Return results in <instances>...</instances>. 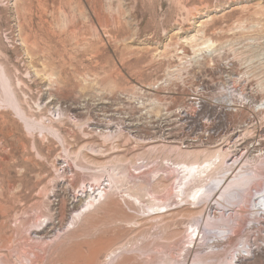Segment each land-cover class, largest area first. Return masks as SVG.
Instances as JSON below:
<instances>
[{
	"label": "rangeland",
	"instance_id": "1",
	"mask_svg": "<svg viewBox=\"0 0 264 264\" xmlns=\"http://www.w3.org/2000/svg\"><path fill=\"white\" fill-rule=\"evenodd\" d=\"M0 66L10 83L0 84V97H5L0 104V264L5 258L7 264H28L29 249L51 239L27 238L26 229L9 233L16 218L27 217L30 226L42 223L30 230L48 231L47 220L36 217L32 207L37 204L45 214L60 199L73 203L68 179L78 173L86 185L96 184L107 179L97 168L106 163L128 166L131 178L151 177L155 169L166 178L151 182L141 202L129 206L128 215L139 227L124 231L98 263L109 259L104 255L111 249L113 257L122 246H139L156 264H199L209 255L214 259L206 264H228L236 255L235 264H264V209L257 211L264 190H256L260 165L250 168L258 180L246 185L241 202L222 193V180L212 184L208 198L188 204L184 198L192 203L190 191L183 193L176 176L181 163L192 160L186 154H199L198 161L210 157L214 117L241 123L249 107L260 103L257 115L264 120V0H0ZM14 97L32 129L20 121ZM232 104L237 111L224 113ZM183 112L190 117L180 121ZM31 141L39 151L31 150ZM19 194L25 195L24 203L16 199ZM211 198L214 207L207 217L205 203ZM163 202L169 205L158 208ZM164 211L160 219L152 216ZM166 225L169 239L156 245L159 228ZM116 226L107 224L95 234L111 240L123 231ZM227 228L221 237L220 230ZM144 234L152 242L146 247ZM6 235L17 239L11 247L16 253L7 252ZM17 244L24 245L23 251ZM210 248L217 253L211 255ZM82 249V257L67 256L69 264H84L89 253Z\"/></svg>",
	"mask_w": 264,
	"mask_h": 264
},
{
	"label": "bare ground",
	"instance_id": "2",
	"mask_svg": "<svg viewBox=\"0 0 264 264\" xmlns=\"http://www.w3.org/2000/svg\"><path fill=\"white\" fill-rule=\"evenodd\" d=\"M8 82H9V80H8V77H7L6 73H5V70H4V68L2 66H0V84H1V86L4 87L6 85H9L10 83L8 84ZM4 98H3V96L0 97V104L5 102ZM14 102H15L14 108L17 110V115H18L20 121H22V124L27 129H29V130L32 129L31 126H29L30 124L28 125L26 114L24 113L23 109L20 107V105H19L20 103L17 102V99L15 97H14ZM179 117H178L179 120L183 121V120H185L186 118H188L190 116L187 115V113L183 112L182 114L181 113L179 114ZM32 134H33V131H32ZM32 134L30 133V135H32ZM35 137H38V136L35 135ZM57 137L59 138V141L61 140L63 142V144H64L63 136H61L60 134L57 133ZM207 140L208 139L206 138L205 141H207ZM31 142H34V144L32 143V145H31ZM31 142H30V145H29L32 148L31 150H34L35 152H37V150L39 151V149H37L36 146H35V142L36 141H31ZM43 142H45V141H43ZM172 143H174V142H172ZM65 146L63 145L64 148H65ZM200 146H201V144H200ZM22 148H24V147H22ZM25 148H24V150H25ZM88 148H90V147H88ZM213 148L216 149V150L213 151L214 150ZM170 150H174V149H170ZM114 151H116V150H114ZM114 151L112 150V152H114ZM211 152L212 153H211L210 157H208L207 159L202 160V161H198V155L199 154H194V153L193 154H186V157H188V158L192 157L191 162L187 161V162L181 163L182 168L180 169V171H176V173H177L176 176L179 177L181 179V181H182L180 185H182V187L184 188V189H182L183 193H185L184 191H186L187 189H188L187 192L190 191L189 197L192 198V201H191L192 203H189V201L186 199V197L184 198L185 201L188 204H195L198 201V199H200L203 195L208 198L210 196V194L212 193V186H213L212 184L215 183V182L216 183L217 182H221L222 180H224V182L226 183L227 179H228L229 183L228 184L224 183L225 186L223 185L224 188L222 189L223 190L222 193L224 194V192H226L227 197H229V201L230 200L238 201V202L243 201L244 197L246 196L245 195L246 194V190H245L246 185L248 183L254 181V180H258V176L255 175V173H253L250 168H252V166H254V168H253V170H254L256 165H260L262 170L257 172V174L260 175V179L257 181V184H258V183H260V180L264 176V165H262L259 162H254V164L250 165L249 168L244 169L242 167V169H240L237 173L233 174L232 170L229 169L228 164L226 162V159H225V156H224L225 155L224 151L219 150V149H217V148H215L213 146ZM100 154H104V153H100ZM78 155L80 156V158L84 157L83 152H80ZM184 155H185V153H184ZM48 156H49V154H48ZM181 156H182V154H181ZM202 156H203V154H202ZM46 158H47V155H46ZM117 159H119V157ZM42 160H43V158H42ZM41 164H43V163H41ZM122 166L123 165H121V164L120 165H116V164L115 165H108L107 163L106 164H99L97 168L100 170L101 174H104V175L106 174L105 176L107 177V179L104 180V178H103V181H97L96 184L92 183V184L86 185L83 175L78 174V173H74V176H73L72 180L67 178L68 181L65 184L67 186H65V185L64 186L65 187H69L70 189H72L73 203L71 201H70L71 203L70 202L67 203V202H64L62 199H60L55 204H51L50 203L49 205L51 206V209H49L45 214H42L43 210L41 211V209L39 208V206L37 204L34 205L32 208L37 210V212L35 211L36 212V217H39V218L43 217V218H45L47 220V223H45V228H48V231L43 232V230H39V231H37L35 229L34 230H30V227L32 225L30 226L27 217H25V218L19 217V218H16V220H14V222H12V224L9 223V224H11L10 229H12V232L10 231L9 233H13V232L19 233L23 229H26V233H28L26 235L27 238H31L33 236H37V237L33 238L34 240L35 239H39L41 235H50L49 237H47L48 239L51 238L50 241L46 240V242H44V243H39V244H36V246H32L31 249H29V251L27 250L28 251V255L25 254L24 258H25V261L28 262V264H41V263L42 264L43 263L44 264H53V263H57V262L58 263L64 262L67 259V256H69L73 252H74V254H76L78 256L81 255L82 250L84 249V248L82 249L83 246H85L87 248V251L89 253V255L87 257V260L85 262L83 260L84 264H156V263H154L152 255L148 254L147 256H143L142 254H144V253L142 251H145V250L142 247H139L137 245L136 246L138 248L136 250L131 249V247L130 248H125L124 246H122L123 248L121 247V249L119 251V254H117V255L116 254H114V255L112 254L113 257H111L110 254L114 253L115 251H112V249H111L110 252L107 255H104L105 258L108 256L109 259L108 260L103 259V260H105L104 262H102L103 260L101 259L102 263H98L99 256L106 249H109V247H111L117 240L122 239V234L124 233V231L135 229V228L139 227L138 223L135 222V219L128 215L129 214L128 213L129 206L135 205L136 201L137 202H141V199L146 194V190H147V188H148V186L150 185L151 182H162L166 178V176L160 175V173H161L160 169L153 170V175L151 177H146L144 175L143 176L141 175L139 177L131 178L133 175L130 173L131 171H130L129 167L128 166L122 167ZM47 169H44V170H47ZM150 170H151L150 172H152V169H150ZM42 172L40 171V173L42 175H44L43 173L45 171L43 173ZM227 172H229L230 174L232 173V174L229 175L228 177H226V176H224V174H226ZM42 175H39V178ZM57 175H60V174H57ZM92 175L94 176V178H97L96 174H92ZM42 177H41V179H42ZM58 177H59V180H60V178L62 176L60 175ZM58 177H56V178H58ZM41 179H38V180H41ZM47 180H48V178H47ZM36 182H37L36 184L38 185V181H36ZM48 182H49V180H48ZM48 182H47V184H48ZM189 186H191V187L189 188ZM75 187L77 189L76 191H75ZM11 188H10V190H11ZM36 188H38V187H36ZM27 189H29V188H27ZM42 189H40V190L42 191ZM8 190H9V187H8ZM204 190H205V192H204ZM256 190L259 192V186L257 187ZM263 190H264V186L262 187L260 192L263 191ZM34 191H36V190H34ZM182 191L180 190V193ZM10 192H12V190ZM25 192H28V191H25ZM95 192H98L97 195L94 194ZM13 193H14V191H13ZM66 193H68V192H66ZM40 194L38 193L37 194L38 196H36V197H39ZM79 194H80V196H79ZM23 195L24 194H19L18 196H16L17 197L16 199L18 201L22 202L24 199H26V197H24L26 195V193H25L24 196ZM42 195H45V193L43 192ZM64 195L65 194H63V196ZM124 195H125V197H124ZM31 196H32V194H31ZM187 196H188V194H187ZM27 197H28V195H27ZM260 197H261V207H260V210H257V211L261 212V210L264 209V194H261ZM69 198H71V197H69ZM35 199H37V198H35ZM35 199H33V200H35ZM131 199H133V200H131ZM86 200H88V201L86 202ZM212 200L213 199L211 198V201L209 203H205V201H204L205 206L207 204V206L205 207L206 208L205 212L207 214V217H210V215H211L210 212H211V210L214 207V204H212L213 203ZM38 201H39V204H42V200H38ZM40 201H41V203H40ZM23 203H24V201H23ZM20 204H22V203H20ZM138 204H140V203H138ZM167 205H169V204H167ZM167 205H166V202L165 203L163 202L160 206H158V208H164V207H167ZM70 206H72V207L70 208ZM30 207H31V205H30ZM83 208H84V210L81 211V209H83ZM151 208H152V206H151ZM29 209H31V208H29ZM65 212H67L68 214H67V217H66V219L64 220V222L62 224L63 217H65L64 216ZM166 212L167 211L157 212V213L152 214V216H154V217L156 216L155 219H157V218L160 219L161 216L164 215ZM74 213H75V215H74ZM15 214H16V211H15L14 215ZM213 214H212V217H213L212 219H215ZM14 215H13V217L15 219V216L17 214L15 216ZM56 220H58L59 223H55ZM228 222H229V224L232 225L233 219H231V220L229 219ZM2 224H3V222H2ZM107 224H111L113 226L114 225H118V227L116 226V228L117 229H123V231L122 230L119 231L118 235L116 237L112 238L111 240H106L104 242L102 236L96 235L95 232L103 231V226L105 227ZM35 225H37V224H34L33 226L35 227ZM39 225L41 226L42 223H40ZM39 225H37L36 227H38ZM61 226H62V228H65L67 226L69 228H66L63 233H60L59 228ZM169 228H167V225H166V227L159 228L161 230V233H160V236L158 238L159 241L157 243H155L156 245H161V244L162 245H166V244L163 243L162 240L169 239V237H168L169 236L168 234L170 232ZM230 230H231L230 228H227L225 230H220L221 237L222 236L224 237V235L226 233H228ZM8 231H9V229H8ZM197 232H198V235H199V233H200L199 230H197ZM20 234H23V231ZM20 234H19V236H20ZM17 235L18 234L15 235L16 238H17ZM143 237H145V238H143ZM143 237H142L143 238L142 240H144V242H145L144 246L145 247L149 246L152 242H148L147 236L145 234H144ZM16 238H14L12 235L9 236V237L7 236L5 238L4 241L6 243L7 242L8 243L11 242L9 248H7L8 247L7 245H5V246H7L6 247L7 248V252H11V249L13 251V248H11L12 247V241L13 240L16 241L17 240ZM211 238L213 239V238H216V237L214 236V234H212ZM197 239H198V237L196 238V240ZM200 241H201V239H200ZM16 243H17V241H16ZM15 244L13 243V246H15ZM22 244L23 243H21V245ZM30 244H32V242ZM116 244L117 243H115V245ZM195 244L196 243H194L193 247L196 246ZM17 245H19V248L22 247L21 250L23 251V246L24 245L23 246H21L20 244H17ZM127 247H129V245ZM14 249H15V247H14ZM194 249H192V251ZM210 249H211V251H210L211 255L213 253L214 254L217 253V251H213V248H210ZM17 250L18 249L16 247L15 251H17ZM15 251H13V252H15ZM22 251H20L21 254H22ZM132 251L133 252L134 251H139V254H136V255L134 254L135 256H130ZM150 251L151 250H149L148 252H150ZM188 252H191V251H188ZM8 254L7 255L5 254L6 257L8 256ZM23 254H22V256H23ZM11 255H13V253L10 254V256ZM18 255H20V253H18ZM20 256H17V257H20ZM82 256H84V255H81V257ZM209 256L206 258L207 261L214 259L213 257L210 258ZM69 257L72 258V256H69ZM239 257L240 256H238V255L231 256L230 262L228 264H235L239 260ZM2 258H1V260H2ZM163 258L164 259L162 261L166 260V256H164ZM10 259H12V257ZM235 259H236V262H235ZM15 260H16V257H15ZM81 260H82V258H81ZM206 260H201L200 259L198 261V263L199 264H206ZM5 261H6L5 264H7L8 260L6 258H5ZM68 261L66 260L65 262H67V264H69L71 260L69 262ZM22 263H23V261L20 264H22ZM222 264H225V262H222Z\"/></svg>",
	"mask_w": 264,
	"mask_h": 264
},
{
	"label": "built area",
	"instance_id": "3",
	"mask_svg": "<svg viewBox=\"0 0 264 264\" xmlns=\"http://www.w3.org/2000/svg\"><path fill=\"white\" fill-rule=\"evenodd\" d=\"M258 104L249 107V114L241 123H229L223 115L214 117L211 121L213 125L210 131L212 145L224 151L226 162L233 174L242 167L249 168L254 162L264 165V120L258 118L257 109L260 103ZM227 107L224 108V113L237 111L233 104ZM223 122H227V124L223 125ZM231 174L229 173V175ZM258 186L259 190L264 186V176ZM262 212L261 218L264 217V211ZM261 223L264 225V220Z\"/></svg>",
	"mask_w": 264,
	"mask_h": 264
}]
</instances>
